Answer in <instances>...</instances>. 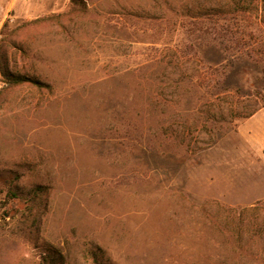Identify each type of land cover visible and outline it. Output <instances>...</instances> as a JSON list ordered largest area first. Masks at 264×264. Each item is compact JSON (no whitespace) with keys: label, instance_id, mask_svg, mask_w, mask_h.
Segmentation results:
<instances>
[{"label":"rangeland","instance_id":"obj_1","mask_svg":"<svg viewBox=\"0 0 264 264\" xmlns=\"http://www.w3.org/2000/svg\"><path fill=\"white\" fill-rule=\"evenodd\" d=\"M0 44V264H264V0H0Z\"/></svg>","mask_w":264,"mask_h":264},{"label":"trees","instance_id":"obj_2","mask_svg":"<svg viewBox=\"0 0 264 264\" xmlns=\"http://www.w3.org/2000/svg\"><path fill=\"white\" fill-rule=\"evenodd\" d=\"M40 21V19H34L24 24H33ZM0 75L2 77L1 83H4L6 87H13L22 84H37L35 81H32L26 77L16 76L11 73L7 67V59L5 56V52L3 51V45L0 44ZM207 77H198V83L203 85L204 81ZM16 178H10L5 181V190L7 199L13 198L17 195L16 191ZM27 201L28 205L26 207L27 220L30 221L29 228L31 230L37 229V223L39 221V217L45 205L47 191L43 187H35L27 193ZM85 259L89 264H101L100 262V253L96 251H87L85 253ZM41 264H62L61 258L55 254H48L47 256H42Z\"/></svg>","mask_w":264,"mask_h":264}]
</instances>
